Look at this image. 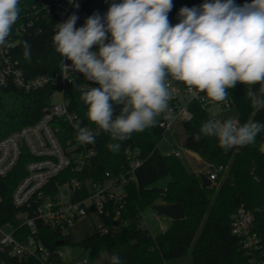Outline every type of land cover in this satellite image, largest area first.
Segmentation results:
<instances>
[{"label": "trees", "instance_id": "1", "mask_svg": "<svg viewBox=\"0 0 264 264\" xmlns=\"http://www.w3.org/2000/svg\"><path fill=\"white\" fill-rule=\"evenodd\" d=\"M96 2L101 8L95 12L107 5V0ZM204 2L172 0L173 8L168 14L170 23L173 26L178 23L182 7H198ZM44 30L24 36L18 46L22 66L29 75L55 74L60 66L61 56L52 43L56 28L46 26ZM23 41L31 45L30 60L23 55ZM250 90L255 100L248 95ZM53 93L52 85L30 92L15 85L0 86V140L43 117L44 109L53 102ZM228 95L238 110L241 124L264 123V91L260 84H238L228 89ZM80 96V91L72 86L66 91L65 99L70 110L83 118L84 125L97 131L94 148L98 154L92 161V176L98 178L105 171L119 173L127 169L132 160L141 162L136 167L137 182L128 186L121 222L106 220V230L97 228L78 243L89 252V264H97L95 260L102 252L110 255L102 264H110L113 255L119 256L121 264H167L168 260L187 254L189 249H192L191 264H253L243 248L242 238L232 229V215L242 206L255 216V230L263 244L264 258V130L253 144L230 150L222 149L214 136L195 142L193 136L210 117L207 110L193 103L192 120L182 124L184 147L199 153L207 163L226 167L225 172L219 174L218 187L216 184L204 187L201 174L189 172L181 157L161 152L159 144L164 138V128L158 120L155 126L134 132L130 139L120 142L121 149L113 153L107 145L117 141L88 120L87 105ZM27 162L28 159H22L17 168L0 181L3 196L0 224L14 220L17 208L12 202V192L25 176ZM159 202L163 205L181 203L186 216L173 220L167 229L153 235L141 223L146 209ZM40 230L43 242L50 249L56 248L60 238L73 244L71 235L64 236L59 230L44 226H40ZM16 264L39 263L36 259H26Z\"/></svg>", "mask_w": 264, "mask_h": 264}, {"label": "clouds", "instance_id": "2", "mask_svg": "<svg viewBox=\"0 0 264 264\" xmlns=\"http://www.w3.org/2000/svg\"><path fill=\"white\" fill-rule=\"evenodd\" d=\"M18 5L19 0H0V47L10 46ZM172 8V0H112L103 17L95 12L77 28L79 17L72 14L58 23L52 37L65 63L71 61L94 85L76 87L88 120L117 141L107 145L113 153L134 132L155 126L161 114L173 119V82L183 83L193 98L205 93L212 102L226 100L228 89L238 84H260L264 91V0L243 5L205 0L198 7H182L174 26L168 18ZM22 44L30 60L31 45ZM248 95L255 100L251 90ZM74 127L81 144H95L93 131ZM262 130L260 122L209 120L193 139L214 136L222 149L230 150L253 144ZM110 264H121L119 256L113 255Z\"/></svg>", "mask_w": 264, "mask_h": 264}, {"label": "built area", "instance_id": "3", "mask_svg": "<svg viewBox=\"0 0 264 264\" xmlns=\"http://www.w3.org/2000/svg\"><path fill=\"white\" fill-rule=\"evenodd\" d=\"M96 1L19 0L20 15L8 38L10 46L0 47L1 87L15 85L30 92L54 86L53 102L44 109L43 117L0 140V181L17 168L22 159H28L26 174L12 192V202L17 208L14 220L0 224V264H16L26 259H36L39 264H89L88 257L68 256L62 247L65 241L54 249L46 246L40 226L59 230L66 236L71 235L70 227L76 221L97 216L102 221L98 228L106 230V220L121 222L127 205L128 186L137 182L139 159L132 160L122 172L105 171L98 178L92 176V161L98 153L94 144H81L77 140L74 125L89 127L84 125L78 113L70 110L65 94L72 86L94 85L70 66L71 61H66V64L63 57L55 74L29 75L17 50L24 36L41 33L46 26H54L57 30L58 23H63L72 14L79 17L76 27L83 26L86 19L95 13L94 10L101 8ZM111 2L107 0L106 7L98 12L102 17ZM234 2L243 5L251 0ZM74 4H79V8ZM173 86L176 92L169 102L173 119L165 120V114L157 119L164 128V134L171 131L176 137L178 127L192 120L193 103L207 110L210 120H218L216 114L210 112L212 108L226 111L233 107L229 95L222 102H212L205 93H200V98H193L183 83L173 82ZM58 94L63 100L55 102L54 97ZM89 129L97 136L96 130ZM181 147L182 150L176 149L168 154L177 157L182 153L188 154L183 141ZM208 164L210 169L206 176L217 184L219 174L225 172L226 167ZM2 197L0 189V203ZM232 229L242 238L251 263L264 264L263 244L255 230L254 214L243 206L238 208L232 215Z\"/></svg>", "mask_w": 264, "mask_h": 264}, {"label": "rangeland", "instance_id": "4", "mask_svg": "<svg viewBox=\"0 0 264 264\" xmlns=\"http://www.w3.org/2000/svg\"><path fill=\"white\" fill-rule=\"evenodd\" d=\"M62 99L61 95L58 94L54 97L55 102H60ZM262 105V103H260ZM211 113L216 114L217 119L221 122L226 121L227 119L234 118L239 120L238 110L236 107H230L226 111L220 110L218 107H214L210 110ZM158 117L156 118V120ZM159 148L162 153L168 154L172 153L174 150H182L181 142L183 141L185 134L182 127H178L176 137L171 131H167L164 134ZM181 141V142H179ZM181 160L189 172H194L197 174H207L209 171V164L205 160H198L193 156L182 153ZM220 182L218 181L216 186L218 187ZM160 204V202H159ZM172 219L164 214H160L155 210L154 207H149L146 209L143 215V220L141 225L147 227L153 235H157L160 232L167 229L172 223ZM100 219L95 216L92 219L85 217L76 221L70 227V234L72 238V243H65L62 245L65 251H67L68 256H76L78 258L84 259L89 258V252L85 250L78 243L88 236L92 235L94 231L101 225ZM110 258V255L107 252H102L98 258L95 260L97 264H102ZM192 263V249H189L187 254L174 258L167 261V264H191Z\"/></svg>", "mask_w": 264, "mask_h": 264}, {"label": "water", "instance_id": "5", "mask_svg": "<svg viewBox=\"0 0 264 264\" xmlns=\"http://www.w3.org/2000/svg\"><path fill=\"white\" fill-rule=\"evenodd\" d=\"M234 148H239V146ZM187 152L189 155L193 156L194 158L198 160H202L201 155L196 151L187 149ZM201 180L203 182L204 187L211 186L213 184L212 181L205 174H201ZM154 208L157 212L170 217L172 220L183 219L186 216L185 209L181 203L164 204V205L156 204ZM61 244H64V240H60L56 242V245H61Z\"/></svg>", "mask_w": 264, "mask_h": 264}]
</instances>
